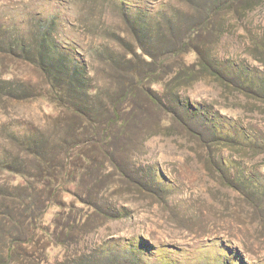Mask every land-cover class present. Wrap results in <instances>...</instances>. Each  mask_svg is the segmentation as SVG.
<instances>
[{
	"label": "rangeland",
	"instance_id": "obj_1",
	"mask_svg": "<svg viewBox=\"0 0 264 264\" xmlns=\"http://www.w3.org/2000/svg\"><path fill=\"white\" fill-rule=\"evenodd\" d=\"M133 255L264 264V0H0V261Z\"/></svg>",
	"mask_w": 264,
	"mask_h": 264
},
{
	"label": "trees",
	"instance_id": "obj_2",
	"mask_svg": "<svg viewBox=\"0 0 264 264\" xmlns=\"http://www.w3.org/2000/svg\"><path fill=\"white\" fill-rule=\"evenodd\" d=\"M55 53L53 52V58H55ZM58 62V61H57ZM61 65V64H59ZM57 66L56 64L50 65L49 67V73L47 71L48 74V79L51 85V90L49 91V95L50 97H52V101L56 104V107L58 108H65V110H68L72 113V118L73 120L77 121L78 123V119L80 120L82 116H84L85 114V103L84 100H82L83 96H75L73 93V89L76 91L75 93H77V91H82L83 89H85V83H86V78L85 76L79 74L78 69L73 68V69H67V66H59L61 67L65 72L66 70L69 72L64 75V78H62L61 80L63 81H59L57 79L56 74L54 73V67ZM51 70V71H50ZM80 75V78L83 80V82L81 81H75V79H77V76ZM73 94V95H72ZM61 109L59 110V114L56 115V121H58L59 124H62L65 122L66 118L65 116H61L60 112ZM75 117V118H74ZM76 124V123H75ZM81 126L76 125L74 127V131H77V129H79ZM74 134V133H73ZM73 138H75L74 135H72ZM68 144V143H66ZM64 150L69 151L68 148H64ZM32 153H35L38 157H41V159L43 160V163H45L44 167H42L44 176L42 177H38L39 179H43L47 177V187H53L52 185H59V183L57 182V174L55 172H49L50 169L56 167L58 164L56 163V159L54 157H52L50 154H48V152H44L41 151L39 147H37L36 149L31 150ZM39 151V152H38ZM66 165L65 163H63L61 165L62 171L66 170ZM41 175V174H40ZM49 179V180H48ZM57 184H55L56 182ZM52 183V185H51ZM52 203L55 201L51 200ZM133 260L130 261L131 263L129 264H141L139 261H136L137 259L135 258V255L132 256ZM163 258V257H161ZM3 264H6V262H1ZM71 264V263H70ZM73 264V263H72ZM162 264H171L170 261H168V259L163 258L162 259Z\"/></svg>",
	"mask_w": 264,
	"mask_h": 264
}]
</instances>
